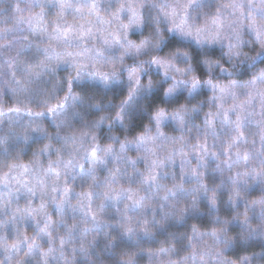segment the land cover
Wrapping results in <instances>:
<instances>
[{"label": "clouds", "instance_id": "9594fccd", "mask_svg": "<svg viewBox=\"0 0 264 264\" xmlns=\"http://www.w3.org/2000/svg\"><path fill=\"white\" fill-rule=\"evenodd\" d=\"M0 264H264V0H0Z\"/></svg>", "mask_w": 264, "mask_h": 264}]
</instances>
